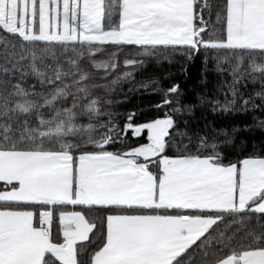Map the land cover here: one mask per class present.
Here are the masks:
<instances>
[{
	"label": "snow or ice",
	"instance_id": "6c2138e0",
	"mask_svg": "<svg viewBox=\"0 0 264 264\" xmlns=\"http://www.w3.org/2000/svg\"><path fill=\"white\" fill-rule=\"evenodd\" d=\"M126 52L203 56L200 106L264 112V0H0V264H264V140L190 133L152 78L156 114L121 127Z\"/></svg>",
	"mask_w": 264,
	"mask_h": 264
},
{
	"label": "trees",
	"instance_id": "16d2710c",
	"mask_svg": "<svg viewBox=\"0 0 264 264\" xmlns=\"http://www.w3.org/2000/svg\"><path fill=\"white\" fill-rule=\"evenodd\" d=\"M125 55L120 57L121 71H132L134 80L122 84L111 97L113 100V113L119 117L121 127L126 122L127 115L135 112L137 115L133 117L136 122H142V113L156 114V105L160 104L163 99L161 92L144 90L136 85L141 80L149 78L156 79L162 88L167 89L178 84V93L171 94L174 106L186 107L187 105H196L191 113L184 111L182 113L183 120L188 122L187 127L190 133L199 132L201 134H213L214 129H228L232 134V129H238L235 132L237 141H248L249 143H259L264 140V129L259 127V120L264 119V112L259 109H252L249 106L246 112H237L233 114H221L212 112L208 107L199 105V97L201 94H207L215 97L218 93L217 84L223 77L219 76L215 70L214 63H209L207 71H205V63L203 56H194L191 60L179 55L173 58H147L143 67L132 69L123 65ZM104 58V57H100ZM230 80L231 78L228 77ZM259 84L249 83L246 89L242 88L245 94H251L259 89ZM223 99V95L219 96ZM178 101V104H177ZM260 103L259 99L256 101ZM249 125V128H245ZM181 127H184L181 122ZM129 144L135 146L140 141L139 137L132 135V131L128 130L125 134ZM255 227V221L252 222ZM197 264L199 257L197 256Z\"/></svg>",
	"mask_w": 264,
	"mask_h": 264
}]
</instances>
